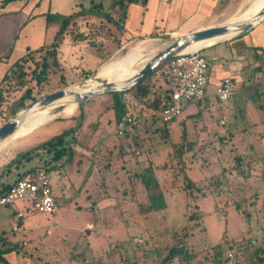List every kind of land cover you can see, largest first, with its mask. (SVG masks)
Returning a JSON list of instances; mask_svg holds the SVG:
<instances>
[{"label": "rangeland", "instance_id": "1", "mask_svg": "<svg viewBox=\"0 0 264 264\" xmlns=\"http://www.w3.org/2000/svg\"><path fill=\"white\" fill-rule=\"evenodd\" d=\"M82 1L85 2V0H49L50 14L53 16L47 14L48 18L51 16L48 40L52 39L58 30L62 16L73 13ZM210 1L211 6L207 11L205 10L206 0H148L146 7L140 3L132 4L125 31L137 41L129 43L123 52L109 58L103 65L123 58L139 44L144 47V57L135 66L137 71L148 59L164 50L179 36L173 33L160 35L154 33V30L157 32L173 28L185 30L205 24H208L207 27L218 25L241 13L253 2V0ZM150 26H152L151 29H149ZM140 29L149 33L153 32L150 41H143L146 39L137 36V31ZM260 29L263 34L259 36V42L264 47V23ZM167 34L171 37L163 36ZM248 35L249 33L236 40L242 39L250 43L254 40V36ZM168 63L170 62L168 61L166 65ZM99 66V60H93L90 69L96 72L102 67L99 68ZM258 75V78L264 77L263 72ZM160 77L153 79L163 83L162 79L161 81L158 79ZM72 81L71 85H74L85 80H79L74 76ZM52 84L47 89L49 94L55 92L51 89L56 86V81ZM34 89L36 96H39L41 93L39 87L34 86ZM245 93L233 99L230 105L232 111L229 114L227 109L225 112H220L216 108L213 111L208 110L207 113L203 111L202 116L197 117V122L193 119L194 123L199 124L197 128L192 127L188 133L187 141L194 144V148L186 153L185 161L189 165V176L201 187V191L196 192L197 198L188 200L185 199L183 191L169 190V193L171 192L167 195L169 208L164 215L151 214L145 218L140 215V205L147 202L145 189L135 177L132 183L129 182L127 174L119 176L120 172L117 170L125 161L118 159L119 147L114 144L125 143L124 153H131L129 160L125 162L127 169L136 171L139 168L144 169L149 164H162L171 143L166 144L167 149H163V143L155 146L146 138L147 150L139 154L136 137L122 141L121 137L114 134L117 125L115 127L114 118L111 116L113 110L104 112L105 116L103 115L102 119L98 117L99 111H105L111 104L109 94L89 100L81 106L84 116L79 117L78 121L83 122V128L77 135L84 137L83 130L88 132L89 125L92 123L99 124V127L101 125L103 133L99 130L98 134L92 138L88 154H86L89 170L93 167L97 173L94 174L91 171L89 176H92L89 179L87 174L85 176L84 170L81 168L80 171L77 164L72 162L58 171H50L48 175L52 193L60 202L53 213L37 212L28 201L19 200L14 204L1 206L0 234L19 245L23 244V240L28 241L29 246L22 245L21 248L24 252L35 254L19 260L16 253H2L0 250V264H61V262L87 264L83 257L101 264H157L156 257L149 260L144 258V251L158 247L157 242L163 241L158 235L165 229L178 224L187 225L190 228L191 237L188 243L196 254L193 264H217L214 261L216 255L214 246L218 244L222 245L223 264H251L250 258L254 253L251 241L257 244L264 243V112H258L248 96L249 93ZM68 109L69 106L64 105L51 110L53 119L39 126L29 135L17 138L0 149V167L6 165L19 153L38 147L74 125L76 121L73 118L81 113L79 105L74 106L70 112ZM186 109L187 107L177 120L170 124L174 142L181 141V126L186 117ZM204 115L207 116V121L203 122L201 117L203 118ZM247 128L252 133L246 131ZM106 134L111 137L105 148L102 146L103 148L97 152L98 145ZM86 138L88 139L85 135L84 140ZM250 144L254 145V154ZM184 148L187 149V146L184 145ZM109 149H111L110 154H108ZM155 151H160L161 157L158 158ZM169 153V163L177 168L176 151L170 149ZM241 155L245 156L244 173L237 170V159ZM77 159H79L78 156L75 157V161ZM91 161L94 162L90 163ZM107 164L113 166L116 164L114 167H109L112 173L106 177L107 192L113 197L106 200L104 205L111 206L92 210L87 206L91 207L95 200H89L86 191L100 193L95 182L100 184V179H104L106 173H101L99 168ZM116 167L119 177H116V173L114 174ZM159 174L163 175L164 172L159 171ZM171 182V176L167 174L166 191L170 188ZM89 184L94 186L89 188ZM18 212H22L24 218L20 230L13 232L15 227L13 215ZM193 213L200 215L198 220H189ZM90 224L93 230L92 235L89 236L87 230ZM38 237L43 241V246L37 243ZM60 246L61 248L70 246L73 250L60 249ZM20 251L18 250V253ZM73 252H77L76 255L79 254V259L78 257L71 259ZM226 257L229 259L228 263H225Z\"/></svg>", "mask_w": 264, "mask_h": 264}, {"label": "trees", "instance_id": "2", "mask_svg": "<svg viewBox=\"0 0 264 264\" xmlns=\"http://www.w3.org/2000/svg\"><path fill=\"white\" fill-rule=\"evenodd\" d=\"M90 1L92 2L90 8L85 9L82 7L80 11L70 16L62 17L54 40L50 44L30 50L6 74L0 86V127L28 104L49 94L47 89L53 85V81H56V86L51 90L57 91L73 84L72 80L74 76L78 77L79 80H87L96 76L99 69L96 72L90 69L93 60L96 58L87 57L83 54L84 51L92 47L101 49L110 43L114 44L115 48H121L124 43L119 39L116 31L121 32L125 29L130 6L140 3L146 7L148 4V0ZM90 15L102 20L91 21L89 19ZM49 20H51V16ZM260 52L259 65L255 67L253 78L246 81L245 88H247L246 92L249 93L255 109L259 112H264V90H262L264 88V77L258 78L259 73H264V48H260ZM75 56L77 57L76 60ZM110 56L111 54H108L106 57H98L99 64L105 63ZM157 76H161L158 79L160 81L162 79L163 83L153 79ZM34 86L39 87L41 90L39 96H36ZM173 92L174 86L170 63L167 65L165 63L150 73L140 84L130 91L110 93L111 104L105 109V112L113 110L111 116L114 118L115 127L127 115L135 119L136 123L126 131L124 136H119L116 130L114 134L121 137L122 141L136 137L137 149L140 151L138 152L139 154L147 150L145 144L146 138L151 140V144L155 146L163 143V149H167L166 144L171 143L162 164H149L144 169L139 168L136 171L127 169L126 163L131 153H124L123 148L125 147V143L121 142L118 145L122 150L118 151L117 157L122 159V162H126L118 168V171L122 172L123 175L127 174L129 182L133 183V178L135 177L145 189L147 202L140 205V215L144 218L151 214L164 215L169 208L167 203V195L171 194L169 190L183 191L185 199L188 200L196 199V192L201 191L199 183L189 176V165L185 161L186 153L192 151L194 148V144L187 141L188 133L192 127L197 128L198 123L188 126L183 121L181 126V141L174 142L170 124L177 119L171 122H164L160 117L162 111L171 105ZM204 101L196 104H201ZM217 102L221 103L218 99ZM79 110L81 113L73 118L76 121L74 125H71L63 133L51 138L38 147L19 153L3 166L4 172L7 176H12V180L0 183V195L6 194L19 179L29 172L42 168L48 174L50 171H58L64 165L70 164L73 157L79 154L75 146L82 145L77 136V133L83 127V122L78 121L79 117L84 116L80 105ZM201 113L197 114L196 117L202 116L200 115ZM91 127L93 130H97L99 129V124L93 123ZM246 131L252 133L249 128ZM184 145L187 146V149L184 148ZM170 149L176 151L177 168H174L168 161ZM250 149L252 154H254L255 149L253 144H250ZM155 152L158 158L161 157L160 151ZM244 158L245 156L241 155L237 159V170H241V173L245 171V167L243 166ZM111 166L114 167L112 164H107L100 171L107 173L110 171L109 167ZM91 170L94 171L93 167ZM159 171L164 172V174L160 175ZM167 174L172 179L168 191L165 189ZM105 189L107 192L108 188L105 187ZM107 196H109V193ZM94 204H97V202ZM199 216L197 213H193L190 215L189 220L196 221L199 219ZM158 237L163 240L157 242L159 244L158 247L151 248L150 251H144V258L147 260L156 257L157 264H193L196 260V254L191 250L188 243L191 231L187 225L178 224V226L167 228ZM5 240V238L0 240L2 242L0 245L2 253H10L21 249L18 244H10ZM251 243L254 246V253L250 258L251 264H264V243L257 244L255 241H251ZM232 248L233 245L231 246ZM214 250L216 251L214 261L217 264H223L221 260L222 245H215ZM2 260L3 258H1ZM228 262L229 259L226 257L225 263ZM87 264H101V262L96 263L92 260L91 262H87Z\"/></svg>", "mask_w": 264, "mask_h": 264}, {"label": "crops", "instance_id": "3", "mask_svg": "<svg viewBox=\"0 0 264 264\" xmlns=\"http://www.w3.org/2000/svg\"><path fill=\"white\" fill-rule=\"evenodd\" d=\"M206 1H207V3L205 6V10L207 11L209 6H211V1L210 0H206ZM48 3H49V0H0V86H1L3 79L5 78L6 74L10 71V69L13 67V65L17 61H19L21 58L25 57L30 50L38 49L45 44H50L54 40L55 35H56L57 31L59 30V28L55 32V34L52 36L53 38L48 40L47 34H48V30L50 28V23H49V18L47 17V14L53 16V14H50L51 13V7H50V4H48ZM91 5H92V2L90 0H85V2L82 1L81 3H79L76 6V9L74 10L73 13L80 11L82 7L85 9H88L91 7ZM129 10H130V8H129ZM73 13H71V14L69 13L67 16H70ZM128 15H129V11H128ZM128 15H127V20H128ZM62 17H65V16H62ZM89 19L91 21H96V20L101 21L102 20V19H98L96 16H92V15L89 16ZM127 20H126V24H127ZM207 25L208 24L200 25V26H196V27H193L190 29H185V30L173 28V29H169V30H166V29H164L162 31L160 30L159 32L154 30L153 32L156 34L158 33L160 35L163 33H173V34H179L180 35V34L190 33V32L205 28V27H207ZM261 26H262V24L249 33V35L251 37L254 36V40L252 42L250 41V43L246 42V41H242V39L236 40L239 37H234V38H230V39H227L225 41H222L220 43H214L212 45H209V46L201 49V51H200L201 55L204 56L209 62V83L207 86L208 96L205 99V101L201 104H191L192 106L190 108H189L190 105L187 106V109L185 110L186 111L185 112L186 117H185L184 121L188 126H190L191 124L194 123L193 119H195V121H197L198 119L196 117V114L199 115V113L202 112L201 113V115H202L203 111L205 113H207V111L210 109H212V111H213L216 108H218V110H220V112L221 111L225 112V110L227 109V112L229 114V112L232 111L230 108V105H231L233 99L235 97L239 96L241 93H245L247 91V88H245L246 81L253 78V76H254L253 72L255 70V67H257L259 65V55L261 54L260 48H264L263 46L260 45V42H259V39H260L259 36H262V34H263V31H261V29H260ZM153 27L156 28V25L153 24ZM125 28H126V25H125ZM151 28H152V26L149 27V29H151ZM125 30L126 29L122 30L121 32L116 31V34H118L117 36L124 43L121 48H115L114 44L110 43L109 45H107L101 49H96L94 47L89 48V49L85 50L83 54H85L87 57L91 56L94 59L96 58L95 60H97L98 57H100V56L106 57V56H108V54L109 55L111 54V56H110V58H111V57L117 55L118 53L123 52V50L126 49V47L128 46L129 43L137 41L135 39V37L130 36L129 34H126ZM137 33H138V35H137L138 37H140V38L143 37V39L144 38L146 39L143 41H150L151 40L150 37H151L152 33L145 32V30H143V29L138 30ZM133 34H134V32H133ZM76 56H75V60L77 58ZM103 64L102 63L99 64L100 65L99 67H101ZM228 77L233 78V80L236 82L237 86L239 87L238 88L239 92L228 103H225V104L224 103H218L217 98L215 96L216 89H217L218 85L221 83V81L224 80L225 78H228ZM187 110H189V111H187ZM104 112L105 111L100 110L99 113L97 114L100 119H102V117L105 116ZM205 120L207 121V116L204 115L203 118L201 117V121L204 122ZM92 124L89 125L90 130L88 132H87V130L85 131V129L83 130V132L85 133L84 137H85V135H86V137H88V139L87 138L85 139L86 141L84 140V137H81V135H77L78 140L82 145L75 146V149L79 152V154L75 155L73 157V160L71 161L72 163L77 164L76 166L79 167L80 171L82 168L84 170L85 176L87 174L88 175L87 177H89V179L92 176V175L89 176V173H91L92 170L91 169L89 170V165L87 166L88 159H87L86 154H88L87 151L89 150L90 144L92 143V141H91L92 138L96 134H98L99 130H101L100 133H103V131L101 129V125L99 127L100 129L93 130V128L91 127ZM229 133H231V132H229ZM110 137H111V135H108V134H106L104 137H102L103 139H102L101 143L98 145L99 148H98L97 152L99 150H101L103 147L105 148V146L108 143V139ZM114 145L118 146V144H114ZM119 150L121 151L122 149L119 147ZM108 152H109L108 154H110L111 149H109ZM77 156L79 159H77V161H75V157H77ZM71 162H70V164H71ZM92 162H94V161H91L90 163H92ZM101 168L102 167L100 166L99 170H101ZM116 170H117V167L115 168L114 174L116 173ZM85 172H87V173H85ZM78 173H80V172H78ZM93 173L95 174V173H97V171L95 172V170H94ZM110 173H112V172L111 171L107 172L106 173L107 175L104 177V179H102V180L100 179V181H101L100 184L98 182H95L97 189L99 187L100 193L96 194V193H90V191L89 192L86 191L87 198L89 200L94 199L95 200L94 203L97 202V204H94V203H93V205L91 204V207L87 206V207L91 208L92 210L93 209L95 210L96 208H101V209L103 208L104 209L107 206H111L108 204L104 205L105 204L104 202L106 200H109L113 197V196L111 197L110 194H109V196H107L108 193L106 192V189H105V187L108 186L106 177H108L110 175ZM120 173H122V172H120ZM120 173H119V176L122 177L123 174H120ZM115 175H116V177H119L118 173H116ZM89 179H88V181H89ZM6 180H12V176H10V177L7 176L6 173L4 172L3 167H0V183L3 181H6ZM90 186H94V184L93 185L89 184V188H90ZM86 187H87V185L85 186V188ZM100 197H102V198H100ZM100 206H102V207H100ZM18 213H22V212H18ZM18 213H15L13 215V220L15 222V225H16L15 216ZM23 218H24V216L21 218V221L19 222L18 231L20 230V225L22 224ZM89 227L90 228H88V230H87L88 231L87 235L90 236V235H92L91 231L93 230V226L90 224ZM18 231H15L13 228V232H18ZM2 238L6 239V237H4L3 234H0V240ZM87 238H88V236H87ZM5 241L10 243V244H18L16 242H12L8 239H6ZM37 243H39V245L43 246V241L39 237L37 239ZM22 245L29 246V242L23 240ZM22 245L20 244L19 246L22 247ZM67 245H69V244H67ZM65 248H67L68 250H73L70 248V246L64 247V248H61V246H60V249H65ZM74 250H76V249L74 248ZM12 253H16L15 255L17 258H19V260H21L25 257H28V256H33V254H35V253L27 252V251L24 252L23 248H21V251L19 253H18V251H15ZM76 253L75 252L71 253V259L72 260L75 257H78V259H79V254L76 255ZM20 257H22V258H20ZM75 259H77V258H75ZM83 259L85 262H91V261H89V259H86L85 257H83ZM61 264H66V263L61 262Z\"/></svg>", "mask_w": 264, "mask_h": 264}, {"label": "built area", "instance_id": "4", "mask_svg": "<svg viewBox=\"0 0 264 264\" xmlns=\"http://www.w3.org/2000/svg\"><path fill=\"white\" fill-rule=\"evenodd\" d=\"M200 51L201 49L193 53H182L171 59L170 69L174 92L171 105L166 107L160 115L164 122L177 119L188 105L207 98L209 62ZM238 92L236 82L228 77L218 85L215 96L221 103H228ZM135 123L132 116H125L117 124V134L124 136ZM19 200L30 202L31 207L40 213H53L60 205L59 200L53 196L49 175L42 168L27 173L6 194L0 195V207L14 204ZM23 216L22 213L16 214L15 231H18L19 222Z\"/></svg>", "mask_w": 264, "mask_h": 264}, {"label": "water", "instance_id": "5", "mask_svg": "<svg viewBox=\"0 0 264 264\" xmlns=\"http://www.w3.org/2000/svg\"><path fill=\"white\" fill-rule=\"evenodd\" d=\"M263 23L264 7L256 15L244 21H225L218 25L179 35L168 47L148 59L138 73L126 81H109L99 77L97 73L96 76L90 79L47 94L18 111L0 127V145L13 137L20 130L24 121L37 112L47 109L53 110L69 103L84 106L89 100L97 96L128 92L140 84L158 67L190 48L211 40H217L215 43H220L230 38L244 36ZM163 36L165 38L171 37L170 34ZM94 83H98L99 85L91 87L90 85Z\"/></svg>", "mask_w": 264, "mask_h": 264}, {"label": "bare ground", "instance_id": "6", "mask_svg": "<svg viewBox=\"0 0 264 264\" xmlns=\"http://www.w3.org/2000/svg\"><path fill=\"white\" fill-rule=\"evenodd\" d=\"M263 7H264V0H253V2L248 8H246L241 13L236 14L231 19L227 20V22H239V21L247 20L253 17L254 15H256ZM216 41L217 40H211L198 44L184 53L197 52L200 49H203L209 45L214 44ZM143 50L144 47L142 45L137 44L129 51L128 54H125L123 58L118 60H113L108 64L103 65L98 71L99 77L113 82H123L132 78L140 70L139 69L135 71V66L143 59L144 57ZM98 85H99L98 83H94L90 86L96 87ZM66 106H69L68 112H70L74 108V106H76V104L69 103ZM51 110L52 109H47L31 115L27 120L24 121L20 130L13 137L7 139L2 145H0V149L10 144L17 138H21L29 135L39 126L46 124L51 119H53L54 116L51 115Z\"/></svg>", "mask_w": 264, "mask_h": 264}]
</instances>
